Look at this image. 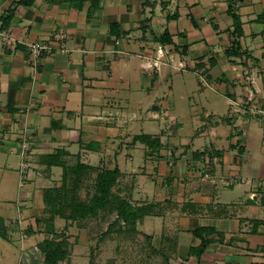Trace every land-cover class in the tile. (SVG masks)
I'll list each match as a JSON object with an SVG mask.
<instances>
[{
  "label": "crops",
  "instance_id": "obj_1",
  "mask_svg": "<svg viewBox=\"0 0 264 264\" xmlns=\"http://www.w3.org/2000/svg\"><path fill=\"white\" fill-rule=\"evenodd\" d=\"M234 15L243 56L227 55ZM0 31V199L18 195L4 224L63 176L43 161L62 149L131 173L124 197L152 205L137 225L161 220L172 263L264 264V0H0Z\"/></svg>",
  "mask_w": 264,
  "mask_h": 264
},
{
  "label": "rangeland",
  "instance_id": "obj_2",
  "mask_svg": "<svg viewBox=\"0 0 264 264\" xmlns=\"http://www.w3.org/2000/svg\"><path fill=\"white\" fill-rule=\"evenodd\" d=\"M75 163V159H70L69 164ZM95 174L94 170L83 176L84 182L78 190L77 202L87 201L94 193ZM130 174L128 177L120 176V181L113 186L115 196L111 198L114 201L112 204L117 202L115 199L117 195L129 197L128 193L133 185ZM62 184L63 179L59 177L55 182L53 179L47 181V185L50 186L47 188L60 187ZM153 189L154 193L148 196L156 201L154 198L157 197L155 192L158 188ZM17 196H13L11 200L15 201ZM11 200L0 199L1 214L11 212L14 215L18 214ZM44 200L41 194L31 202L28 201L26 205L30 210L25 214L23 225L18 219H9L5 222L6 227H10L12 240L9 242L0 236V264H44L45 255L39 243L46 238H50L55 244L62 243L64 249L68 251V257L59 260L57 264H89L91 261L93 264H178L175 261L172 263L173 256L168 254L170 253L168 248L159 245L158 237L150 235L162 227L161 224H157L161 220L137 225L138 230L132 229L129 223L119 220V223L106 233L109 225L118 221L116 211L111 209L114 206L104 211L100 210L96 214L83 218L76 216L73 219L68 216L73 209L70 204L71 198L65 199L63 205L66 218L53 214L51 205Z\"/></svg>",
  "mask_w": 264,
  "mask_h": 264
},
{
  "label": "trees",
  "instance_id": "obj_3",
  "mask_svg": "<svg viewBox=\"0 0 264 264\" xmlns=\"http://www.w3.org/2000/svg\"><path fill=\"white\" fill-rule=\"evenodd\" d=\"M235 17V28L233 30L235 34V42L231 49L227 50V55L229 56H243L240 51L241 45L239 41V36L242 34V28L240 21ZM8 17L4 18L1 27L5 28L7 25ZM5 26V27H4ZM169 35V33L164 32L163 37ZM171 38V37H170ZM169 38V41L171 40ZM160 41L164 42L165 39L160 37ZM264 121V120H263ZM135 140H140L145 143L149 148H151L150 154L159 153L160 149L164 145L161 141L160 136H152L151 134H138L134 136ZM221 154V151H215ZM69 151L59 149L51 154H45L43 156V161L49 166L59 165L63 168V184L60 187H52L45 189V201L47 204L51 205V211L53 214H58L66 218L63 205L65 199L71 198V206H73L72 212L69 218L75 219L76 216L86 217L90 214H96L100 210L110 209V206H114L111 209L116 211L117 220L109 225L108 233L115 224L119 223V220L129 223L132 229H137V224L142 220L147 214L152 212V205H137L130 202L127 198L117 195L114 201L111 199L114 195L113 186L117 183L119 177L121 176V171L118 167L113 169L100 168L93 165H89L82 162H77L75 164H69L66 156L69 155ZM96 171L94 177V193L91 194L90 199L87 201L77 202L78 190L82 187L84 182V175L89 171ZM115 196V195H114ZM211 228L201 227L193 231V234L201 238V243L197 246H191L190 252L196 255H200L207 248L210 243V239L207 238L204 233L210 232ZM208 232V233H209ZM0 236L10 240V234L4 224L3 219L0 220ZM42 252L45 255L44 264H57L59 260L66 259L68 256V251L64 249L62 243H54L50 238H46L39 243ZM89 264H93L91 261Z\"/></svg>",
  "mask_w": 264,
  "mask_h": 264
},
{
  "label": "built area",
  "instance_id": "obj_4",
  "mask_svg": "<svg viewBox=\"0 0 264 264\" xmlns=\"http://www.w3.org/2000/svg\"><path fill=\"white\" fill-rule=\"evenodd\" d=\"M59 35L61 37L64 36L63 33H61ZM5 41L6 42L8 41L7 40V36L0 31V45H2V43H4ZM21 43H25V41L22 40ZM27 46L31 50V52H32L34 57H40L42 54H44L45 52L48 51V45L45 44V43L39 42V41H32V42L28 43ZM158 52H159V55H160V52H162V49H159ZM159 63H160V61H159V57H158L155 60H153L152 62H150V61L147 62L146 65H147V68L157 67ZM263 126H264V123H263ZM26 148L27 147H25L23 152L26 150Z\"/></svg>",
  "mask_w": 264,
  "mask_h": 264
}]
</instances>
